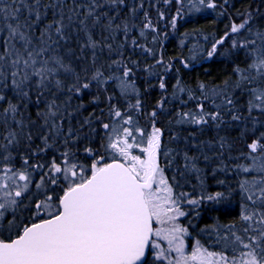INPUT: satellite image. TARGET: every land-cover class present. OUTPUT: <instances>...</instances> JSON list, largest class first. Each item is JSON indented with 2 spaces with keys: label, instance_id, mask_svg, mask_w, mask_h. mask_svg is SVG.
<instances>
[{
  "label": "snow or ice",
  "instance_id": "obj_1",
  "mask_svg": "<svg viewBox=\"0 0 264 264\" xmlns=\"http://www.w3.org/2000/svg\"><path fill=\"white\" fill-rule=\"evenodd\" d=\"M238 2L0 0V264H264V0ZM201 14L223 33L179 32Z\"/></svg>",
  "mask_w": 264,
  "mask_h": 264
},
{
  "label": "trees",
  "instance_id": "obj_2",
  "mask_svg": "<svg viewBox=\"0 0 264 264\" xmlns=\"http://www.w3.org/2000/svg\"><path fill=\"white\" fill-rule=\"evenodd\" d=\"M246 6V0L243 3L238 2L237 7L242 8ZM228 21L226 19L220 18L215 19L213 15H194L187 17L185 20L179 22L181 25L179 28L180 33L193 32V30H198L209 36L215 33L219 36L223 33L225 26ZM179 43V34L174 37L168 44L167 51L169 54L176 53L178 51L177 45ZM190 46V45H189ZM207 46V45H205ZM185 55H187V50L185 49ZM223 70V65L217 62L204 61L203 63H197L194 66V70L190 72L189 75L185 76V79L197 78L202 80H212L215 79L217 74ZM182 71H186L183 70Z\"/></svg>",
  "mask_w": 264,
  "mask_h": 264
}]
</instances>
